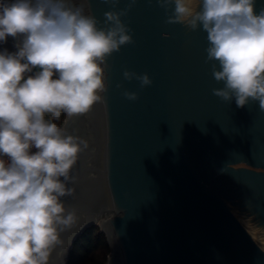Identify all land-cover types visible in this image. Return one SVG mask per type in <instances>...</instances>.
Segmentation results:
<instances>
[{"label":"water","instance_id":"water-1","mask_svg":"<svg viewBox=\"0 0 264 264\" xmlns=\"http://www.w3.org/2000/svg\"><path fill=\"white\" fill-rule=\"evenodd\" d=\"M69 2L105 27L104 13L130 0ZM173 10L136 0L121 17L134 43L108 57L101 101L64 119L65 134L87 147L61 198L73 219L48 264H67L95 226L110 248L106 264H264V110L213 94L224 84L212 74L218 62H206L207 34L166 23ZM16 43L8 37L0 51L15 52ZM125 69L147 73L152 85L125 80ZM125 90L139 98L129 101Z\"/></svg>","mask_w":264,"mask_h":264},{"label":"clouds","instance_id":"clouds-1","mask_svg":"<svg viewBox=\"0 0 264 264\" xmlns=\"http://www.w3.org/2000/svg\"><path fill=\"white\" fill-rule=\"evenodd\" d=\"M115 6L119 0H106ZM136 0L104 13V25L69 0H0V264H48L58 232L74 213L61 200L83 140L66 135L59 120L85 115L106 90L105 65L121 46L134 43L122 21ZM166 23L207 34L206 62L224 87L213 94L238 107L250 100L264 110V7L256 0H158ZM127 81L151 86L147 73L127 69ZM122 87V85H117ZM129 101L136 92L125 90Z\"/></svg>","mask_w":264,"mask_h":264},{"label":"trees","instance_id":"trees-1","mask_svg":"<svg viewBox=\"0 0 264 264\" xmlns=\"http://www.w3.org/2000/svg\"><path fill=\"white\" fill-rule=\"evenodd\" d=\"M66 115L62 114L59 120L50 115L46 119L55 122L61 128ZM110 248L106 237L98 227L88 229L75 243L67 264H106Z\"/></svg>","mask_w":264,"mask_h":264}]
</instances>
